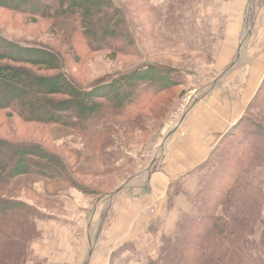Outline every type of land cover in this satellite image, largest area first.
I'll list each match as a JSON object with an SVG mask.
<instances>
[{"label": "rangeland", "instance_id": "rangeland-1", "mask_svg": "<svg viewBox=\"0 0 264 264\" xmlns=\"http://www.w3.org/2000/svg\"><path fill=\"white\" fill-rule=\"evenodd\" d=\"M112 2L113 7L124 14L122 31L127 34L125 41L114 43L120 50L114 54L105 49L93 51L91 47L95 48L94 45L90 46L85 41L78 23L73 20L60 21L53 17L32 19L0 9L1 38L24 47L51 49L61 60L59 72L83 89L115 81L120 76L150 66L177 70V73L174 71V81L180 78L178 76L183 70L189 71V76L182 80V87L176 86L155 96L154 91L141 93L143 95L140 94L134 103L118 112L105 104L93 122L76 128L25 123L15 113L0 111V140L40 145L59 157L67 169V174H62L55 181L35 175L21 177L0 191L1 201L19 202L29 207L23 212H10L6 217L0 215L2 230L5 226L14 228L16 221L22 224L21 237L25 242L20 264L37 262L31 254L32 241L38 235L34 223V218H39L37 213L56 210L52 205L53 199L66 196L69 189L82 194L71 187L69 180L96 192L93 198L100 199L110 193L118 196L139 184L148 186L146 179L140 183V174L153 173L158 167L163 134L166 136L170 132L166 126L172 122L182 97L189 91H195L201 101L205 94L200 89L211 84L202 75L190 76L200 72L210 75L214 69L209 67L208 62L197 59L198 55L192 54L193 45L206 44L204 46L209 50L205 53L217 58V52L210 45L217 47L222 38L225 40L229 21L217 23L214 34L211 28L209 33L198 34L194 37L196 41H191L186 35L178 36L177 32L172 34L168 28H181L177 11L186 13L188 29L192 28L189 27L190 19L198 14L222 13L221 0H165L162 4L158 0ZM238 4L242 7L236 9ZM238 4H233V8L243 10L241 20L247 30L240 35L239 44L245 49L251 35L248 29L254 25L255 17L260 27H264V0H244ZM230 6L232 4L228 8ZM200 24L197 29L205 25L210 27L202 19ZM250 112L244 124L223 140L209 162L202 167L204 174L198 185L199 194L190 193L188 196L194 213L183 220L175 241L166 239L163 242L153 264H171V258L168 262L163 261L164 255L169 254L168 250H163L166 245L174 253L172 264L197 263L199 257L209 253L210 257L229 254L230 259L223 257V264L228 260V264H262L264 261V80L258 100L252 104ZM260 132L263 136L257 138ZM100 199L93 202L94 206ZM220 223L225 224L224 229L219 226ZM6 241L9 242V239L4 236L0 243Z\"/></svg>", "mask_w": 264, "mask_h": 264}, {"label": "crops", "instance_id": "crops-1", "mask_svg": "<svg viewBox=\"0 0 264 264\" xmlns=\"http://www.w3.org/2000/svg\"><path fill=\"white\" fill-rule=\"evenodd\" d=\"M240 1L244 0H221L222 13L198 14L190 19L189 29L186 13L176 12L181 28L168 31L189 36L191 41H196L194 37L198 34L209 33L210 28L214 34L215 25L222 21L232 25L227 26L224 41L222 38L217 47L210 45L217 58L205 53L209 50L206 44L193 45L192 54L214 68L210 75L202 72L190 75L192 78L202 75L211 83L200 89L204 99L191 109L177 131L163 134L158 167L150 174L142 172L139 177L140 183L146 179L148 186L139 184L118 196L110 193L102 199L69 189L66 196L53 199L56 210H40L39 218H34L38 235L31 244L35 264H153L163 242L175 241L179 236L183 220L194 213L188 196L199 194L202 167L223 140L249 118L264 80V27H260L255 17L254 25L248 29L250 40L243 49L239 40L247 28L241 20L243 10H236L242 7ZM158 2L162 4L165 0ZM233 4H238L236 9ZM201 19L210 27L197 29ZM188 76L189 71L185 70L179 74L175 81L179 88ZM98 199V205L94 206Z\"/></svg>", "mask_w": 264, "mask_h": 264}, {"label": "trees", "instance_id": "trees-1", "mask_svg": "<svg viewBox=\"0 0 264 264\" xmlns=\"http://www.w3.org/2000/svg\"><path fill=\"white\" fill-rule=\"evenodd\" d=\"M0 9L32 19L53 17L60 21L73 20L78 23L85 41L90 46L94 45L95 48L91 47L93 51L105 49L114 54L120 51L114 43L127 39V34L122 31L124 14L113 7L112 0H0ZM60 70L61 60L51 49L24 47L0 37V111L15 113L25 123L76 128L93 122L105 104L118 112L149 91H154L155 96L177 86L171 70L152 66L90 89L79 87ZM141 85L143 87L139 88ZM262 136L261 132L257 134V138ZM66 171L62 160L40 145L0 140V191L21 177L35 175L55 181L62 174L66 175ZM69 182L71 187L84 195H97L83 185ZM26 207L23 203L0 200V215L6 217L10 212H23ZM21 226L16 221L14 228L5 226L2 230L0 227V240L4 236L9 239V242L0 243V258L4 257L0 264H20L25 242L21 237ZM219 226L224 229L225 224L220 223ZM163 250H168L170 254L166 253L163 261L168 262L171 258L172 264L173 251L167 245ZM210 254L199 257L198 262L193 264H223V257L230 259L229 254L220 253L211 257Z\"/></svg>", "mask_w": 264, "mask_h": 264}, {"label": "built area", "instance_id": "built-area-1", "mask_svg": "<svg viewBox=\"0 0 264 264\" xmlns=\"http://www.w3.org/2000/svg\"><path fill=\"white\" fill-rule=\"evenodd\" d=\"M199 98H197V96L195 95V91L187 92L182 97L180 104L176 109V112H174L173 118L171 120L173 123L171 122L169 125H167V129L170 131L179 129V127L183 124L184 118L190 113L192 106Z\"/></svg>", "mask_w": 264, "mask_h": 264}]
</instances>
